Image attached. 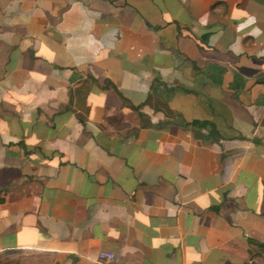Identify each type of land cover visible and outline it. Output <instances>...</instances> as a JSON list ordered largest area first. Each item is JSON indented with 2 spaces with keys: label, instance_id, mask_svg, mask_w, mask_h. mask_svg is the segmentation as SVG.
Masks as SVG:
<instances>
[{
  "label": "crops",
  "instance_id": "obj_1",
  "mask_svg": "<svg viewBox=\"0 0 264 264\" xmlns=\"http://www.w3.org/2000/svg\"><path fill=\"white\" fill-rule=\"evenodd\" d=\"M250 241L264 0H0V264H264Z\"/></svg>",
  "mask_w": 264,
  "mask_h": 264
},
{
  "label": "trees",
  "instance_id": "obj_2",
  "mask_svg": "<svg viewBox=\"0 0 264 264\" xmlns=\"http://www.w3.org/2000/svg\"><path fill=\"white\" fill-rule=\"evenodd\" d=\"M170 113L173 114L172 111H170ZM178 120L180 122V125L183 127V128H191L193 130H195V133L197 136H202L203 134L201 133V130L202 128H207V127H210L211 125V129L210 130V133L209 135H213L215 136L216 138H219V134L217 133L215 127L208 121H192V122H188V121H185V119L183 117H181L179 114H178ZM165 127V126H163ZM251 243L253 244H258L260 247L264 248V245L263 244H259V243H255L254 241H250Z\"/></svg>",
  "mask_w": 264,
  "mask_h": 264
},
{
  "label": "built area",
  "instance_id": "obj_3",
  "mask_svg": "<svg viewBox=\"0 0 264 264\" xmlns=\"http://www.w3.org/2000/svg\"><path fill=\"white\" fill-rule=\"evenodd\" d=\"M116 257L115 253L111 251H100L99 252V259L101 261L109 262L114 260Z\"/></svg>",
  "mask_w": 264,
  "mask_h": 264
},
{
  "label": "rangeland",
  "instance_id": "obj_4",
  "mask_svg": "<svg viewBox=\"0 0 264 264\" xmlns=\"http://www.w3.org/2000/svg\"><path fill=\"white\" fill-rule=\"evenodd\" d=\"M3 259H7V256H4L3 258H0V261H3ZM17 258H15V260H16ZM19 259H21V257H19ZM14 260V261H15Z\"/></svg>",
  "mask_w": 264,
  "mask_h": 264
}]
</instances>
